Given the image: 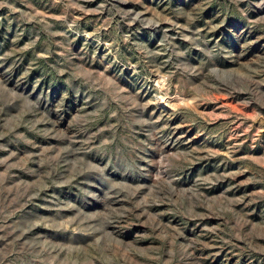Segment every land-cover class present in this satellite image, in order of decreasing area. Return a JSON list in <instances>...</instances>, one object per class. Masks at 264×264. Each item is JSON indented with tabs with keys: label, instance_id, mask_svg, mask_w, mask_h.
Returning <instances> with one entry per match:
<instances>
[{
	"label": "rangeland",
	"instance_id": "374dc122",
	"mask_svg": "<svg viewBox=\"0 0 264 264\" xmlns=\"http://www.w3.org/2000/svg\"><path fill=\"white\" fill-rule=\"evenodd\" d=\"M0 264H264V0H0Z\"/></svg>",
	"mask_w": 264,
	"mask_h": 264
}]
</instances>
